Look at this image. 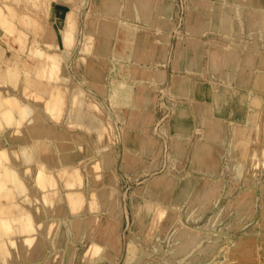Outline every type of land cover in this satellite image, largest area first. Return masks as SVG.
Returning <instances> with one entry per match:
<instances>
[{
    "label": "rangeland",
    "instance_id": "374dc122",
    "mask_svg": "<svg viewBox=\"0 0 264 264\" xmlns=\"http://www.w3.org/2000/svg\"><path fill=\"white\" fill-rule=\"evenodd\" d=\"M105 1L19 0L14 4L13 0L0 1L4 6L16 8L13 7L15 15H10V25L15 23L22 32L25 31L19 39L0 35V47L5 49L0 63V79H6L8 67L16 69L15 84L9 80L6 86L1 83L0 87L4 95L10 97L9 108L12 109L9 119L0 109V138L5 141V149L10 155V159L3 163L6 183L0 180V188L5 189L9 182H14L12 155L16 148L24 145L22 155H27L24 166L28 165L26 172L31 174L27 181L29 190H42L40 202L45 208L58 201L62 211L63 207L67 209L63 219L69 242L60 250L53 264H144L150 261L154 264H264V113L257 114L255 121L248 124V148L246 157H242L243 163L233 167V160L227 159V156H234L232 150H235L229 144L233 143L230 140V119L241 113L240 119L243 120L252 106L259 105L264 109V96L246 94L242 97L236 91L224 96L219 92L214 97L213 89H218L214 82H209L208 89L203 75H191L188 79L189 73L195 70L210 80L213 77L227 78L225 72L228 69L220 64L213 66L211 62L216 44L228 45L224 30L217 33L215 29V34H211L210 27H194L206 11L202 0H140L155 5L153 18L145 21L147 26L139 32V36L147 39L150 45V57L147 56L146 63L137 61V67L122 64L118 70L117 60L109 62L101 54H106L107 46H112L114 52L122 50L130 28L119 25V22L134 24L138 19L133 12L130 16L125 15L126 0L120 2L123 14L119 13L118 17H113L114 12L110 6L104 5ZM141 2L137 0V4ZM54 4L63 10L59 19L53 15ZM167 4H171L172 9L166 15L161 7ZM159 17L166 20L164 28L158 23ZM109 18L113 20L112 24ZM22 19L26 22H21ZM100 28L108 30L112 36L102 38ZM159 28L167 31L164 43L159 41ZM116 36L120 39L115 42ZM238 37L241 39L243 35ZM190 44L191 54L187 51ZM32 45L36 48L30 47ZM41 50L46 53H41ZM41 58H47L45 63ZM51 58V64L55 60L59 62L58 73L52 69L57 70L56 61L55 65L46 63ZM91 63L97 64L101 73H90ZM43 64L48 65L47 69L51 65L50 71L44 70L47 65ZM241 65L247 67L243 62ZM148 66L151 67L148 69ZM152 68H159L164 75L159 82L152 78ZM122 70L125 72L123 76ZM115 72L125 81L128 80L127 75L135 72L137 84L133 82L132 85L129 81V85L132 86L133 100L137 99L140 106L115 101L112 91L117 84ZM236 76L232 78L234 83L238 82ZM175 77L177 82L187 79L183 80L184 87L175 86ZM254 81L257 86L261 79L256 76ZM24 86L26 88L22 90ZM205 90H210L209 95ZM254 100L263 102L257 104ZM221 105L225 108L224 113L217 109ZM182 109L190 111L192 126L189 133L180 135L189 139L181 154L175 146V138L179 134L174 131L173 124L176 114ZM29 112L33 114L28 124L25 120ZM15 118L20 121L19 128L24 133L33 127L39 131V135L32 139L43 142L42 162L48 157L58 158L67 150L69 143L76 148L72 153V156H77L75 163H58L66 170L53 173L59 181L55 186L59 184L62 188L50 199L46 197L48 188L40 187L39 181L35 180L41 165L33 157V149L25 145L29 139L18 143L8 140V128L13 127ZM97 119L101 120L100 124ZM208 120L220 122L218 129L211 134ZM144 138L149 143L146 150L142 147ZM61 144L63 147L59 148ZM197 151L210 154V160L221 159L225 155L222 161L219 160L215 174L210 175L207 169L212 163L197 167L193 159ZM102 157L105 160L102 161ZM15 165L23 164L20 160ZM43 166L44 172H48L47 166ZM75 175L81 182L73 178V183L67 185L64 178ZM159 176L161 183L167 177L173 178L175 183L173 192L167 195L166 206L160 207L154 202L142 204V198L149 196L147 193ZM187 179L189 190L185 196L184 188L181 190L180 186ZM45 182L53 187L51 180L45 179ZM88 188L97 192L88 196ZM76 189L80 192H72ZM69 192L73 196L63 198ZM196 194L203 199L202 207L192 202ZM16 204L18 206L10 205L8 215L20 212L19 207L23 205L20 199ZM24 205L33 207V204ZM144 205L151 207V218L144 219L145 211L141 209ZM213 209L219 210L215 214L220 216H209ZM0 215V219L7 216L1 212ZM80 216L89 217L85 235L78 231L74 233L70 224L71 219ZM41 218L36 215L31 222L35 224ZM189 222L201 227L194 230ZM12 224H8L7 230L12 229ZM92 242L100 244L98 253L92 250L93 254L83 257L82 253ZM51 250L50 247L48 251ZM200 253L204 257H200ZM38 258L33 254L24 264H38Z\"/></svg>",
    "mask_w": 264,
    "mask_h": 264
},
{
    "label": "crops",
    "instance_id": "0c3cea01",
    "mask_svg": "<svg viewBox=\"0 0 264 264\" xmlns=\"http://www.w3.org/2000/svg\"><path fill=\"white\" fill-rule=\"evenodd\" d=\"M105 1V0H104ZM114 0H106L104 2V5H106L107 7H111V10L114 12L113 13V17H118V14L121 13V15L123 14V8L122 9H117V8H112L113 2ZM119 1V0H117ZM203 2L205 0H202ZM222 1L224 2V0H210L209 5L206 4V1L204 2L205 4V10L204 11V17L199 18L196 23H194V27L195 26H199L202 28H206V27H210V33L215 34V29H217V33L221 32L224 30V36L225 37V41L228 43V45H221V44H216V48L214 49V51L211 54V62L213 64V66H216L218 64H220L221 66H223V68H226L228 70H226V76L227 78L221 79L219 77H213L212 80L209 79L208 76H205L204 74H200L197 73L199 71H192L189 73V76L187 74H184L186 77L188 76V79L190 78L191 75H198L201 77V75H203L202 77H204L207 82L205 87H207L209 89V82L212 81L214 82L216 85H218V89H213V96L215 97L219 92L221 93V95L224 96L225 95H229L231 93L234 92H239V95L244 97L246 94H253L254 92H261L264 91V0H256V4H252L249 2V0L247 1H243L242 0V4H238V3H233L235 0H227L230 2V4L228 3L229 6H225ZM120 2V1H119ZM126 6V11H125V15H130L127 14L128 12H134L133 10L142 8V10L145 11V16H147L146 19H144L142 17V14L137 16V21L138 24H136V22L134 24H129L126 22H119V25H125L128 28H130L131 31H135L133 32L135 36H133L130 39L124 40L125 45L122 47V50H118L116 52H114L112 48L108 49V47L105 49L106 50V54H101L102 56H106V58L108 59L109 62H113L115 60L118 61L117 64V68L119 70V67L122 64H126V65H132L133 67H137V61H142L146 63V58L147 56H149V51H150V45L147 42V39H144L142 36H139V32H142L143 29H145V27L147 26V22L145 21H149L150 19L153 18V14L155 13L153 10V7H155V5H150L147 1L146 2H141L140 0H138V2H141L142 4L137 5V0H126L124 1ZM227 7H229L230 9H228ZM128 8V9H127ZM161 9L164 11V13L167 15L169 13V11L172 9V5L167 4L164 7H161ZM226 11L228 14V17L226 18L227 22L225 24H222L221 22H216L215 20V14H219V16H222V12ZM137 13V12H136ZM63 14V10L62 8L58 7L57 4H54V10H53V15L55 18H60L62 17ZM116 19V18H115ZM117 20V19H116ZM141 20V21H140ZM144 21V22H143ZM166 21L164 17L160 18L159 17V21L162 28H164L166 26ZM160 25V24H158ZM259 28V29H258ZM159 34H160V39L159 41H161L162 43L166 42V37L165 35L167 34L166 29H158ZM223 33L221 35H223ZM240 34L243 35V37L240 39V37H238ZM164 37H163V36ZM163 37V38H162ZM116 41V39H115ZM216 41V40H215ZM222 42V41H221ZM100 48V47H99ZM0 47V51H3V54L5 52V49ZM187 51L189 54H191L190 52L192 51V46L191 44L188 45L187 47ZM182 55V54H181ZM150 57V56H149ZM153 59V58H152ZM152 59L150 60V62H152ZM245 63V66L241 65V63ZM141 64V63H140ZM143 65V64H142ZM152 66V63H151ZM148 66V69L151 67ZM177 66V65H176ZM235 67V68H231L230 67ZM255 67V69L251 68ZM175 70L177 71V68H175ZM90 73H92L93 75L97 74V73H101L100 68H98L97 64L95 63H91L90 65ZM115 72V80L117 82V84H115V87L113 88V93H114V97H115V101H119L122 100L123 102H127L129 103H133L134 107H136V105L139 104V106L141 105L137 99L134 101L133 100V95H132V86L129 85V81H131L130 83L133 82L137 84V77H135V72H133L132 74L130 73L129 75H127V81L123 80V78H119L118 77V73ZM121 75H125V72L120 71ZM119 73V74H120ZM236 76V81H238L237 83H234L232 81V78H234L233 76ZM258 78L261 79L260 84H258L257 86H255L256 81L255 78L256 76ZM163 74L160 71L159 68H152V78L154 80H159L163 78ZM106 78V77H105ZM177 78L175 77V86L176 87H184L185 82L183 80H187L186 78H184L182 81L177 82L176 80ZM106 81V80H105ZM198 83H200V81L197 80ZM208 83V84H207ZM144 85V83H142ZM145 86V85H144ZM141 87V85H140ZM206 89V88H205ZM205 92L209 95L210 90ZM263 93V92H261ZM217 100V98H215ZM214 99V102L216 101ZM225 104V101H224ZM236 105H240V103L236 102ZM217 109H220V113H224L225 108L221 105V106H217ZM207 111V110H206ZM205 111V112H206ZM233 113V112H232ZM132 114L134 115V112H132ZM229 115V114H228ZM236 116L231 120L232 123V128H231V141H233V143L229 142V144H231V146L233 147V149L235 148V150L233 152L234 156H227V159H231V158H237L238 156V150L236 149V145L238 143V136L242 133H237L238 132V125L241 124H247V119H248V115L241 120L240 118H242L243 115H241V113L235 114ZM190 111L189 110H185L182 109L180 110L175 118H174V124H173V129L174 131H176L179 135L176 136V141H175V146L178 150V152H180L181 154L183 153V149L185 147V143H187L189 141V139H185L184 137L180 136L183 133H189L191 131V126H192V122L190 121ZM100 121L99 119H97ZM211 123L210 125V130L209 133H213L215 132V130L218 129V125L220 124V122L217 121H211L208 120L206 122ZM235 121H237V123H235ZM99 124L97 125V127L99 128ZM96 127V126H95ZM96 127V128H97ZM247 127V126H246ZM97 130V129H96ZM95 130V131H96ZM244 130V129H243ZM97 131H100L97 130ZM248 131L247 128H245L244 132ZM218 132V131H217ZM216 134V133H215ZM35 136H32V138ZM31 138V139H32ZM33 141H30L26 146L30 147L31 149H33V153H34V148L35 147V143H40L43 144L42 140L38 141V139H32ZM62 143V142H61ZM68 143V142H67ZM64 145V143H63ZM63 145H59V148H62ZM68 145V146H67ZM67 150L62 153L64 154V156L67 158L68 156H72L76 150V148L72 145V143L67 144ZM149 145L148 140L146 138L143 139L142 141V147L143 150H146V147ZM65 146V145H64ZM25 148V147H24ZM216 153V151H215ZM215 153H213V156H215ZM210 155V154H209ZM209 155H206V153H202L201 151H197L194 153V162L197 165V167L201 168L203 165H206V163H212V165L208 166V171L210 173V175H213L217 172L218 169V164L220 163V161H222V157L225 156H221V159H214V160H210L209 159ZM34 157V156H33ZM26 159H24L25 161ZM38 160V159H37ZM105 160V157H102V161ZM220 160V161H219ZM20 161V159H19ZM39 164L41 165L40 160ZM75 161H77V156H72L71 159L67 160L66 162L69 163H75ZM130 161V160H129ZM131 161H134V159L132 158ZM23 163V162H22ZM68 163V164H69ZM58 165V164H57ZM28 166V165H27ZM60 167H54L52 165L49 166V168L46 167V169L48 170H59V171H65L66 169L63 168V165H58ZM44 167V166H43ZM28 168V167H27ZM57 172V171H56ZM43 173L44 171L41 170H37L36 174H35V178H37L38 181H40V178L43 177ZM31 175V174H30ZM31 178V176L26 179L25 178V183L28 185L29 189H30V184L29 179ZM71 179V181H69L70 184L73 183V178H75V180H78L81 182L80 178H78L76 175L75 177L72 176L69 177ZM161 176H159L157 178V182L155 185H157L155 191L152 192H148L147 194L149 196H145L148 197L150 199L149 202H154L157 203L160 206H166V200L167 195L171 194V192H173L175 183H174V179L171 177H167V179L165 180V182L161 183L160 181ZM66 184L68 185V181H65ZM181 190L182 188H184L183 190V194L188 193L189 190V180H185L181 186H180ZM33 190V189H31ZM28 190V193L29 191ZM41 191V189L39 190ZM39 191L35 190L33 191L34 194L39 193ZM72 192H80V189H76V191H72ZM97 190H93L91 188H88V196L93 195L94 193H96ZM31 193V192H30ZM67 196H73L71 192H69L68 194H65L63 198L67 197ZM40 197V196H39ZM144 197V198H145ZM142 198V200L144 199ZM80 199V198H79ZM164 199V200H163ZM201 195L196 194L194 197V200L192 202H197L199 203V201H201ZM166 202V203H165ZM56 203V208L52 209L53 214L51 213L48 214V216H54L57 217L59 220L64 221L65 224V219H63V216H65L67 214L66 212V208L63 207V211L59 208L61 205L60 203L54 202ZM77 205V204H76ZM75 205V206H76ZM137 211V209H136ZM219 210L213 209V211L209 212V216H211L213 214L214 217H218L220 216L219 214H215L217 213ZM61 212H63L61 214ZM208 213V212H206ZM205 213V214H206ZM203 215V214H202ZM151 213L149 214L150 217ZM46 217H47V212H46ZM151 218V217H150ZM71 221V227L73 232H81V227H80V222L84 221V225L85 228L82 230L81 233H87L86 229L88 228L87 222L89 221V217H76L70 220ZM74 223V224H73ZM73 224V225H72ZM66 225V224H65ZM83 228V227H82ZM116 243V242H115ZM96 244V243H94ZM95 247L98 249L100 246L98 244L95 245ZM100 249V248H99ZM98 249V250H99ZM104 255V254H103ZM101 255V256H103Z\"/></svg>",
    "mask_w": 264,
    "mask_h": 264
},
{
    "label": "bare ground",
    "instance_id": "6f19581e",
    "mask_svg": "<svg viewBox=\"0 0 264 264\" xmlns=\"http://www.w3.org/2000/svg\"><path fill=\"white\" fill-rule=\"evenodd\" d=\"M17 1H19V0H13V4H14V2L18 3ZM25 1H27V0H25ZM119 1L122 3L123 0H119ZM119 1L114 0L112 2V4H113L112 8L115 7L117 9H119V8L122 9L123 5H121V3ZM205 1H206V4L209 5L210 0H205ZM243 1H247V0H243ZM249 2L252 3V4H256V0H249ZM222 3L225 6H229L228 3L230 4V2L227 1V0H224V2L222 1ZM233 3L242 4V0H235ZM140 4H142V3H140ZM137 5H139V4H136V7H137ZM125 6H128V5H125ZM13 7H12V5L4 6L0 2V35L6 34L8 36H13V38H15V39H19L21 36L25 35V33H23L25 31L22 32V29H19L18 27H16L14 22H12V23H14V26L10 25V21H11V18H12L10 15H13V16L15 15V13L13 12V11H15L14 10L15 7L14 8ZM227 8L230 9L229 7H227ZM133 11H134L133 14H134V16H136V19H137V16H139L141 14H142V17L144 19L147 18V16H145L146 13H145L144 10H142V8H139V9H136V10H133ZM130 13H132V12H128L127 14H130ZM215 15H216L215 16L216 22H221L222 24H225L227 22L226 18L228 17V14H227L226 11L222 12V16H219V14H215ZM23 20H25V19H22L21 22ZM114 20H116V19L114 18ZM108 21H110V24L113 23V20H111L110 18H109ZM24 22H26V20ZM136 24H137V20H136ZM107 31L100 28V33H99V34H101L100 36L102 38H105V37H108L109 35H111V34H109L110 32L107 33ZM133 32H135V31H131L130 30L129 32H127L126 33L127 35H126L124 40L130 39L133 36H135ZM115 39L117 41H119L120 38H118L116 36ZM30 47L34 48L33 45L30 46ZM23 48H25V47H23ZM110 48H112V46L108 47V49H110ZM37 50L38 49H36L35 51H37ZM42 51H44V50H41V53H42ZM32 52L34 54V51H32ZM32 52H31V54H32ZM37 52H35V53H37ZM44 53H46V52L44 51ZM42 56L43 55L41 54V57ZM2 57H3V51H0V63H2ZM44 57H45V54H44ZM49 57H48V59H49ZM46 59H42L41 58L43 63H45ZM55 61H53L54 64H51L50 63V62H52V58H51V61L46 62V63L47 64L49 63L51 65H55L58 62V61H56V63H55ZM58 63H57V65H55V67H57L59 65ZM43 65L46 66L45 64H43ZM51 65H49L50 66L49 69L52 67ZM47 67H48V65L46 66V68L44 70H49V69H47ZM52 69H54L55 72L58 73L57 72L58 69H59L58 67H57V70L55 68H53V67H52ZM54 70H52V71H54ZM6 73H7L6 79L5 80L0 79V87H1V83H3L2 85L6 86V84L8 83L9 80L10 81L12 80L13 83L15 84L14 80L16 79V77H15L16 69L13 66L8 67V70H7ZM12 76H14V77H12ZM25 88H26L25 86L22 87V90L23 89L25 90ZM30 92L32 94H34L33 93L34 91H30ZM261 92H263V93H261ZM261 92H254L253 95H255V96L257 95L259 97L260 96H264V91H261ZM255 96H254V99L257 100V98ZM256 100H254V101H256ZM9 101H10V97H8L7 95L5 96L3 89L0 88V109L4 110L6 112L4 115L6 116L5 118L8 117L7 119L12 117L11 114H10L12 109H10L11 107L9 108V105H11ZM256 102H257V104L260 103L258 101H256ZM25 109H26V106H25ZM26 111H27V109H26ZM7 112H9V113L7 114ZM259 113L260 114L264 113V109L259 108V105L255 106V107L252 106V108L249 110L247 124L246 123L245 124H241V125H238V127H237V129H238L237 133L238 134L241 133V132L242 133L238 136V143L236 145V149L238 150V156H237V158H231V160H233L232 161L233 167H235L237 165H241L243 163L242 160L244 159L242 157H244V156L246 157V152H247V148H248V140H249L247 135H249L250 131L244 132V130H245V128L248 129L249 122L250 121L254 122L255 119H256L257 114H259ZM23 114H25V113H23ZM32 114L33 113L29 112V117H28V119L25 120L26 123L30 122V118H31ZM9 116H11V117H9ZM35 119L37 120V118H35ZM9 123L11 124V122H9ZM235 123H237V121H235ZM12 124H13V127L8 128V134H7L8 140L10 142L18 143L17 141L21 142L24 139H26V141L29 139V142H30L32 136L39 135V131H35L34 127L31 128L30 130L28 129L27 133H24L23 131H21L20 128H19L20 127V121L17 120V119L15 120V122H12ZM32 125H34V124H32ZM4 142L5 141L3 140V138H0V180L1 181L4 180V183H6V177L4 176V172H3V163H5L6 159H10V155L7 152V150L5 149ZM27 142L25 143V145H27ZM18 146H20V145L18 144ZM23 147H24V145H21L19 148H16L15 152L12 155V158H13V161H14L13 167L15 169L14 177H13V181L14 182L11 183V184L9 182L5 189L0 188V189L3 190V191L0 190L1 191L0 193H3V194H1L2 196H1V201H0V203H1L0 212H1V214H5V215L7 214V216H4V217H2L0 219V222H1L0 226H2L1 229H0V264H17V261H21V264H24V262H26V260L28 258L29 259L32 258L33 254H35V255H37V257H39L37 259V263L38 264H43V263L44 264H53V261L56 258L58 259L60 250L62 248H66L67 243L69 242V238H68L67 231H66V225L64 224V221L59 220L57 217L50 216L51 213L53 214V212H52L53 210L52 209L56 208V203H52L51 205L47 206L46 208L44 206H42V203L40 202V200L42 198V195H43L42 190L39 191V193H37V194H34L32 190L29 191V193L27 192V190H29V187L25 183V178L28 179L30 177V173L26 172V169H28V168H27V166H24V159H27L26 158L27 155H26L25 152H24L25 154L22 155ZM33 148H34V153L32 155H34V158L36 157L41 162L40 152H41V149H42V144L37 142V143H35V147H33ZM20 153H21V155H20ZM71 158H72V156H68L66 158L64 156V154H62V153H60L58 155V158H53V159L51 157L45 158L46 160L41 162L40 170L44 171L45 167L43 169V165H46L47 168H49V165H52V166H54L56 168L58 165H60L58 163H62V164L66 163V164H68L69 162H66V161L71 159ZM18 159H20L23 162L22 163L23 165H21V166H16L15 165V164H17L19 162ZM49 169H51V168H49ZM56 171H57L56 169L54 170V172L51 171V170H49L48 172L45 171L46 173L45 172L43 173V177H41L40 181L38 182L41 185L40 187L48 188L47 191H46V194H47L46 197L48 199H50L51 196L55 195L62 188V187H60L59 184H58V187L55 186L57 183H59V181H57L58 178H56V176L54 175V174H56ZM45 179L51 180L53 187H51L49 183L46 184ZM35 180H37V178H35ZM64 180L68 181V183H69V181H71V179L69 177H65ZM4 186H6V184ZM156 187H157V185H155L153 188L149 189L148 192H152L153 193L155 191ZM245 194H247V192ZM245 194H243V195H245ZM44 198H45V196H44ZM19 199H20V201L23 204L21 207H19L20 212H18L17 214L8 215V214H10L9 211H11L10 205L13 204V205L18 206L16 204V202L18 203ZM44 200H46V199H44ZM23 201H24V203H23ZM149 201H150V199L148 197H145L142 200V204L144 202H149ZM25 203L33 204V207L32 208L27 207V206L24 205ZM35 203H36V205H34ZM202 203H203V199H201V201H199V206L200 207H202ZM160 207H164V206H160ZM141 209L143 211H145L144 219H148L147 216H149V214L151 213V207H146L144 205L143 208H141ZM194 211H196V210H194ZM46 212H47V217H46ZM138 212H140V211H138ZM48 214H50V215L48 216ZM36 215H38L39 217H42V218H41L40 222L38 221V222H35V224H34L31 221L35 220ZM15 219H17L18 221L16 222ZM13 221H15V224H12ZM9 223H11L13 225L12 229H10V231L7 230V226H9L8 225ZM31 223H33V224H31ZM188 225H192L194 230H196L199 227H201L199 224L196 225L193 222H189ZM5 226H6V228H5ZM30 227H32V228L30 229ZM80 227H81V232H82V230L85 228L84 221L80 222ZM31 230H35V231H31ZM81 234L85 235V233H81ZM94 243L98 244L97 242L90 243V245L88 246L89 248L86 250V252L82 253L83 257L86 256L89 253L93 254L92 250H94L95 253L96 252L98 253L99 250L95 247L96 244H94ZM246 243H249V242H246ZM34 244H36V245H34ZM48 244H51V246H48ZM98 245H100V244H98ZM50 247L52 248V250L48 251ZM52 251H54V253H52ZM56 255H58V256H56ZM89 256H90V254H89ZM200 257H204L202 253H200ZM58 264H60V263H58ZM144 264H154V263L150 261V262H147V263H144Z\"/></svg>",
    "mask_w": 264,
    "mask_h": 264
}]
</instances>
